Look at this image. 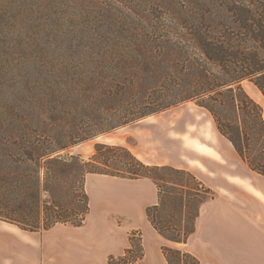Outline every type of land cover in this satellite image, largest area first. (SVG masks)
<instances>
[{"label": "trees", "instance_id": "1", "mask_svg": "<svg viewBox=\"0 0 264 264\" xmlns=\"http://www.w3.org/2000/svg\"><path fill=\"white\" fill-rule=\"evenodd\" d=\"M110 32L113 37L72 44L96 54L91 66L90 59L74 63L88 69L78 72L74 84L45 90L40 101L30 104L33 110L41 105L51 110L56 101L62 108L73 103L89 113L99 110L97 117L107 122L99 120L98 128L79 137L85 140L194 101L212 114L241 158L264 177V109L243 86L248 80L264 95V0L182 3L165 11L156 25L121 24ZM148 35L152 41L145 38ZM18 130L17 126L0 133V221L22 229L84 224L90 211V173L150 178L158 201L147 207V218L173 242H188L202 204L216 197L192 171L148 164L126 145L99 142L84 160L59 154L76 142L53 143L42 135H18ZM73 179L76 190L80 183L81 194H74L71 208L66 196ZM44 194L60 201L48 206ZM130 239L131 246L123 255L110 256L109 264H127L131 256H143L142 235ZM162 250L169 264H202L190 251L167 245Z\"/></svg>", "mask_w": 264, "mask_h": 264}, {"label": "rangeland", "instance_id": "2", "mask_svg": "<svg viewBox=\"0 0 264 264\" xmlns=\"http://www.w3.org/2000/svg\"><path fill=\"white\" fill-rule=\"evenodd\" d=\"M197 2L0 0V133L18 126V135L26 132L42 135L53 143L76 142L59 154L80 155L84 160L94 153L97 143L105 142L128 145L150 164L179 166L186 163L192 146L199 147V140L208 142L212 133L219 131L210 112L194 101L85 140H79V137L98 128L99 120L107 122L106 117H97L99 110L89 113L86 108L72 105L73 101L65 108L56 101L51 110L42 105L33 110L30 104L37 98L40 101L50 87L64 88L65 83L74 84L78 72L88 69L87 65L73 66L81 58L90 59L91 66L92 55L96 54L84 52L72 44L89 37H113L111 28L121 24L156 25L168 9ZM145 38L153 40L149 35ZM243 86L264 109V95L260 90L248 80L243 81ZM90 175L86 176V181ZM44 176L43 171L42 181ZM75 185L73 179L67 188L66 199L72 202L71 208L76 201L72 200L74 194H81L80 183L77 190ZM44 200L49 201L48 206L52 201H60L47 194H44Z\"/></svg>", "mask_w": 264, "mask_h": 264}, {"label": "crops", "instance_id": "3", "mask_svg": "<svg viewBox=\"0 0 264 264\" xmlns=\"http://www.w3.org/2000/svg\"><path fill=\"white\" fill-rule=\"evenodd\" d=\"M209 139L199 140L186 163L176 166L216 192L202 204L188 242L165 239L148 220L147 207L158 201L150 178L90 173L84 224L32 231L0 221V264H109L110 256L123 255L131 246L133 234L142 235L140 264H169L163 245L190 251L202 264H264V177L220 131Z\"/></svg>", "mask_w": 264, "mask_h": 264}, {"label": "built area", "instance_id": "4", "mask_svg": "<svg viewBox=\"0 0 264 264\" xmlns=\"http://www.w3.org/2000/svg\"><path fill=\"white\" fill-rule=\"evenodd\" d=\"M127 264H140V257H132V259H129L127 261Z\"/></svg>", "mask_w": 264, "mask_h": 264}]
</instances>
